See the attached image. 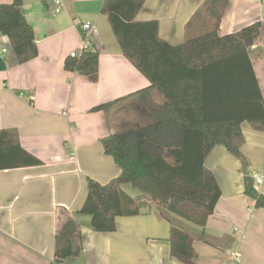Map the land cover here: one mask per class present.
I'll list each match as a JSON object with an SVG mask.
<instances>
[{"label":"crops","instance_id":"crops-1","mask_svg":"<svg viewBox=\"0 0 264 264\" xmlns=\"http://www.w3.org/2000/svg\"><path fill=\"white\" fill-rule=\"evenodd\" d=\"M104 1L61 0L62 12L53 16L55 0H23L38 46V57L28 63L20 64L11 41L0 36V130L16 129L23 148L43 162L0 171V264H53L55 236L62 230L71 233L75 247L81 246V254L63 264H183L170 251L171 218L194 233L207 234L214 243L195 239L192 264H264V209L245 194L244 183L246 177L261 175L263 184L255 187L264 194V132L247 122L241 149L247 168L222 145L205 161L222 194L204 226L169 213L128 181L121 186L140 212L117 218L115 232L94 231L91 216L78 213L87 199L89 178L104 185L122 172L104 152L102 139L119 129L150 123L151 109L163 103L157 92L148 103L136 98L124 102L116 111L132 110L136 116L121 118L123 127L110 122L104 112H91L150 88L122 54L102 14ZM203 4L204 0H147L137 20H158L161 38L181 45L215 25L206 13L196 16ZM87 22L96 32L86 34ZM256 22L264 25V0H227L219 35ZM85 47L100 54L97 83L65 69L71 52ZM253 66L264 96V56L254 59ZM194 206L187 203L182 208Z\"/></svg>","mask_w":264,"mask_h":264},{"label":"trees","instance_id":"trees-1","mask_svg":"<svg viewBox=\"0 0 264 264\" xmlns=\"http://www.w3.org/2000/svg\"><path fill=\"white\" fill-rule=\"evenodd\" d=\"M146 1L105 0L102 4V14L110 21L122 54L149 81L150 88L103 103L91 112H104L113 122L111 115H121L116 110L128 100L148 103L157 92L163 103L151 109L150 123L120 129L102 139L104 152L122 172L104 185L88 179L87 199L78 213L90 215L98 233H113L117 218L139 214L140 207L121 186L125 181L169 213L204 226L222 194L215 174L205 165L207 157L222 145L245 164L243 124L264 132V96L253 66V60L264 54L262 49L250 50L263 24L219 35L227 0H204L196 16L206 13L216 20L215 25L199 37L172 45L159 35L158 20H137ZM1 35L11 41L20 64L38 57L35 31L25 17L23 0L0 4ZM99 63L100 54L85 47L77 57L67 58L65 69L97 83ZM41 164L23 148L16 129L0 130V171ZM244 183L245 194L264 209V194L256 189L254 179L246 177ZM187 203L196 206L186 211L182 206ZM168 220L170 251L181 263L192 264L196 258L195 239L214 244L207 234L194 233L175 218ZM55 237L53 264L81 254V246H74L69 231L62 230Z\"/></svg>","mask_w":264,"mask_h":264},{"label":"built area","instance_id":"built-area-1","mask_svg":"<svg viewBox=\"0 0 264 264\" xmlns=\"http://www.w3.org/2000/svg\"><path fill=\"white\" fill-rule=\"evenodd\" d=\"M55 8L52 10V15L55 16V15H58L62 12V2L61 0H55ZM83 28H84V31L86 32V34H89L90 32L92 31H95L96 32V29L95 27L93 26V24L91 22H87L83 25ZM258 49H262L264 50V25H263V28L261 30V36L251 45L250 47V50L251 51H255V50H258ZM2 53H6L7 50L5 49H2L1 50ZM79 54V52H71V56L72 57H77ZM252 178L254 179V183H255V186H260L262 185L263 183V177L259 174H254L252 175Z\"/></svg>","mask_w":264,"mask_h":264},{"label":"rangeland","instance_id":"rangeland-1","mask_svg":"<svg viewBox=\"0 0 264 264\" xmlns=\"http://www.w3.org/2000/svg\"><path fill=\"white\" fill-rule=\"evenodd\" d=\"M263 54H264V50H263ZM132 110L128 111V112H123L121 115L117 116V115H111V119L114 120L115 122H117L118 124L120 123V127H123V119L121 118H124L126 119L127 117H135L136 116V113L134 114V112L131 113ZM119 121V122H118ZM120 130V129H119ZM118 130V131H119ZM239 160V159H238ZM239 162L241 163V165L245 168H247V163L243 164L240 160Z\"/></svg>","mask_w":264,"mask_h":264}]
</instances>
